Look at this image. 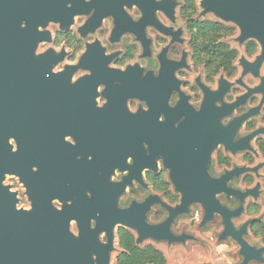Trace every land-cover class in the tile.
<instances>
[{"label":"flooded vegetation","instance_id":"af4514ba","mask_svg":"<svg viewBox=\"0 0 264 264\" xmlns=\"http://www.w3.org/2000/svg\"><path fill=\"white\" fill-rule=\"evenodd\" d=\"M0 2L22 15L31 75L6 96L22 125L3 181L17 208L31 209L29 188L50 192L107 264H264L262 14L205 0Z\"/></svg>","mask_w":264,"mask_h":264},{"label":"water","instance_id":"95a60500","mask_svg":"<svg viewBox=\"0 0 264 264\" xmlns=\"http://www.w3.org/2000/svg\"><path fill=\"white\" fill-rule=\"evenodd\" d=\"M218 1L229 8L250 7L247 15L264 16V0H205V5L214 8ZM20 19L21 14L8 12L0 2V264H107V255L91 258L93 244L87 237L79 240L69 231L68 220L51 206L50 192L44 198L29 188L32 207L25 210L17 208L16 193L3 183L4 174L11 170L7 158L20 149L18 142V151L12 153L8 138L20 135L22 126L18 105L8 104L6 96H19L31 77L22 59Z\"/></svg>","mask_w":264,"mask_h":264}]
</instances>
